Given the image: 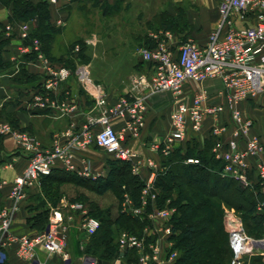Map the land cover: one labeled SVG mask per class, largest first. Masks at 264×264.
Returning a JSON list of instances; mask_svg holds the SVG:
<instances>
[{
    "label": "built area",
    "instance_id": "1",
    "mask_svg": "<svg viewBox=\"0 0 264 264\" xmlns=\"http://www.w3.org/2000/svg\"><path fill=\"white\" fill-rule=\"evenodd\" d=\"M48 2L56 3L58 0ZM6 29L16 30L21 53H33L41 64V88L32 92L33 105L56 109L63 114L73 112L76 109L75 103L70 102L69 98L58 99L55 95L71 75V70L67 66L55 64L43 55L37 38H29V23H19L15 28L7 25ZM150 36L155 45L140 50L141 57L150 64V68L133 78L130 94L120 96L115 103L103 108L96 119L88 120L79 130L65 131L68 138L64 144H55L49 150H43L34 135L14 128L6 120H0V136L11 135L17 149L23 152L27 160L11 184L8 204L0 208V249L13 247L16 254L24 260L32 259L39 247L49 253L59 254L65 260L70 258L67 225H62L61 211L53 212L43 230L19 235L11 231L14 215L26 199L28 189L40 176L48 175L57 166L75 170L71 161L74 150L88 147L92 143L111 153L115 160L128 163L132 173L138 176V170L134 168L137 164L136 154L124 143L123 132L116 130L110 119L129 115L126 129L136 136L144 123L145 100L148 95L169 92L173 98V108L169 115L170 130L163 138L149 143L151 151L169 156L187 138H195L205 120H216L227 110L231 134L228 138L222 137L226 124L212 126L216 141L211 151L223 163L222 175L238 181L243 188H252L248 172L254 169L260 192L264 194V142L252 132V120L245 117L238 107L241 101L256 96L264 89V0H220L216 25L202 45L189 38L174 45V35L169 31L154 32ZM27 40L29 42L26 43ZM76 74L84 87H89L87 68L77 67ZM211 79L222 82L219 95L223 100L219 103H210L209 94L202 86ZM186 88L189 94H186ZM93 89L98 94L101 86H93ZM98 104L101 107L105 105V98L101 95L98 97ZM97 124L99 128L95 131ZM251 159L254 160L253 165ZM184 162L197 164L199 159L187 157ZM146 165L149 172L144 177L138 176L143 181L138 204H134L132 198L125 194L122 208L132 216L147 221V225L142 236L128 232L120 234L119 254L112 264H120L124 252L131 249L139 250L140 264H147L148 261L171 264L177 256V251L171 250L172 241L168 240V236L173 233L170 219L175 208L169 205L159 208L156 205L158 191L155 179L164 170V166L159 169L152 161H147ZM77 173L85 178L99 177L98 174L92 175L88 168ZM257 205L264 209V198ZM71 208L74 213L81 214L78 226L86 235L90 236L98 230L99 218L82 219L86 212L81 211L80 204L74 203ZM232 216L229 210H225L224 221L234 222ZM68 220L76 224L72 215ZM240 225L238 223L236 231L228 230L236 254L237 251L248 252L244 250V244H236V241L247 240ZM152 235L157 237L153 240ZM146 239L152 240L147 244L149 252L144 250ZM162 239L166 240L163 246L159 242ZM96 263L93 256L85 258L84 264ZM237 263H240L238 258Z\"/></svg>",
    "mask_w": 264,
    "mask_h": 264
},
{
    "label": "crops",
    "instance_id": "2",
    "mask_svg": "<svg viewBox=\"0 0 264 264\" xmlns=\"http://www.w3.org/2000/svg\"><path fill=\"white\" fill-rule=\"evenodd\" d=\"M99 1H106L104 3L108 6L113 5L115 1L118 0ZM169 1L171 5L174 4L178 6L182 12L181 14L186 16V18L193 23L194 32L200 33L198 36L192 37L193 40L197 44H204L208 38V34L216 25L220 0ZM73 4H76V0H58V2L51 4L49 6V21L53 23L56 18L62 17L65 24L66 16H68L67 9H70ZM167 11L169 14L175 15L174 9L170 8ZM10 15V6H6L0 2V33L3 34L4 38L9 37V42H6L1 51L2 61L8 64L9 67L0 69V117L9 116L15 121L13 126L31 132L39 141L41 149L49 150L55 144H64L68 138V136L64 134L65 131L70 129L79 130L88 120L96 119L103 108L109 107L115 103L120 96L130 94L131 84H133L132 80L140 73H134L129 76L130 83L127 84L129 87L120 84L111 87L108 85L105 87L101 86V90L98 91L97 94L92 90L94 85L84 87L76 74V68H74L69 78L61 84L55 94L58 99L69 98L70 102L75 103L76 109L73 112L63 114L56 109L38 108L34 106L31 100L33 90H26L24 89V85H17L18 83L14 80L13 76L22 65L28 73L38 77L41 76L42 67L36 57H26L25 54L21 53L18 47L20 41L18 37L13 36L14 30L6 29L7 25L13 26V24L9 22ZM33 27L34 25H31V28ZM61 29L62 27L58 34L61 32ZM182 32H180V35L174 33V45H178L183 41L184 38H181ZM184 32L187 31L184 30ZM65 56V53L59 54L58 56L52 55L54 59ZM137 62L147 64L141 55ZM90 78L92 81L95 80L92 79V77ZM202 86L209 94L210 103H219L223 100L219 95L223 87L219 79L208 80L204 82ZM185 90L186 94H189L188 89L186 88ZM98 95L105 98V105L103 107L98 104ZM172 101L173 98L169 92L148 95L145 100L146 112L144 114V123L136 136L133 135L130 130L126 129V124L130 118L129 115L126 114L110 119L111 125L116 130L123 132L124 143L135 152V161L137 164L134 168H137L136 170H138V176L140 177H144L150 170L146 165L147 161H152L159 169L164 166L163 160H165L166 157L159 152L151 151L149 149V143L152 140L163 138L169 132V115L173 108ZM238 107L245 117L252 120V132L257 134L264 142V89L256 96L241 101ZM225 124L227 128L222 137L228 138L231 134V125L227 110L222 112L216 120L211 118L205 120L200 132H198L195 137L199 145L202 146L203 142H205L204 140L212 136V126H221ZM98 128L99 126L97 124L95 126V131ZM111 160H115L111 153L92 143L88 147L74 150L71 161L75 170H69L62 166H57L55 169H62L78 177H82L78 175L77 171L88 168L91 170L92 175H99L97 179H101L108 175L109 162ZM250 162L252 163L251 165H253L254 160L251 159ZM26 163V156L17 149L16 142L12 136H1L0 208L8 204L11 184L20 174ZM130 171H132L131 167ZM248 176L253 184L257 182L254 169L248 172ZM87 179L97 180L91 178ZM38 192H40V186L37 185H32L28 189L26 199L22 202L20 209L14 215L11 225V231L13 233L19 235L30 233L34 230L28 225L27 219L33 213L30 211V205L34 204L33 198ZM62 205H65L64 199H60L56 206H50L48 222L54 211H61L60 206ZM232 219L234 222L229 220L228 227L231 231H234V228H236L235 226L238 227V220L234 219L233 216ZM62 225H67V236L68 240H70V245L68 246L70 258L68 260L63 259L59 254L49 253L40 247L36 248L32 259L24 260L16 254L13 247H8L0 249V264L3 262H6V264H84L85 258L90 256L83 251V244L85 242L83 239L88 237V235L80 230V228L78 230H80L84 236L78 234V230L72 229L73 222L68 220L66 216L63 217ZM168 240H171V235L168 236ZM127 251H125L120 258V264H128L124 256ZM258 251V253H260L262 250ZM115 257L116 256H114L108 264H112L116 259ZM137 264H140L139 261Z\"/></svg>",
    "mask_w": 264,
    "mask_h": 264
},
{
    "label": "trees",
    "instance_id": "3",
    "mask_svg": "<svg viewBox=\"0 0 264 264\" xmlns=\"http://www.w3.org/2000/svg\"><path fill=\"white\" fill-rule=\"evenodd\" d=\"M0 2L10 6L9 22L11 24H19L35 18L36 25L31 28L29 38H37L44 43L43 51L52 62L67 66L73 71L75 64L73 51H71L72 54L58 59H54L50 54L51 42L60 28L54 27L49 21L48 0H0ZM13 36L18 37L16 31L13 32ZM6 42H9V37L4 38L0 33V69L9 67L1 58V51ZM71 45L72 50L74 44ZM80 46L83 47L84 44ZM25 56L32 58L34 54L27 53ZM13 78L17 85H24L26 90L38 91L41 88V76L37 77L28 73L22 65ZM0 119L7 120L12 125L15 123L9 116L0 117ZM204 141L200 146L196 138H187L181 147L163 160L164 170L159 172L155 179L158 205L169 197L176 207L171 219L173 231L171 250H176L177 256L172 264H238L230 243L229 232L224 226V211L234 209L240 214L239 218L244 221L250 231L254 227L252 220L257 218L261 222L264 220V209L261 212L255 209L256 203L264 198V194H261L258 182L254 183L252 188H243L238 181L222 175L223 163L216 159L211 151L216 138L212 134ZM187 157H196L199 163L187 164L184 162ZM66 182H72L96 192H101L107 187H114L120 201L123 193H127L135 204L139 202V194L143 186L141 178L130 172L129 164L119 160H111L108 175L97 180L78 177L62 169L53 168L48 175L40 176V192L35 194L34 204L30 205V211L33 213L28 217L27 223L34 229L32 232L41 231L46 227L49 208L56 206L61 196L59 193L60 195L56 197V190L60 184ZM173 193L175 197L171 196ZM78 197L79 201L87 203L88 199L84 195ZM88 202V212L96 213V218L100 219V227L85 240L83 251L95 257L96 264H108L114 256L119 254L115 240L116 232L124 229L140 235L145 220L121 211L116 216L110 215L109 210L105 212L106 215H101L97 213L99 206L91 200ZM255 232L249 237L259 239L264 236L262 223ZM124 256L128 264L137 262L133 249L128 250ZM238 261L240 264H264L262 255L253 257L251 263H247L243 258Z\"/></svg>",
    "mask_w": 264,
    "mask_h": 264
},
{
    "label": "rangeland",
    "instance_id": "4",
    "mask_svg": "<svg viewBox=\"0 0 264 264\" xmlns=\"http://www.w3.org/2000/svg\"><path fill=\"white\" fill-rule=\"evenodd\" d=\"M48 4L50 6L54 3L48 2ZM104 4L105 3L99 0H76V4H73L70 9L66 8L68 11V16H66L65 24L62 17L56 18L52 23L54 27H62V29L59 34H55L54 40L50 45V53L52 55L54 54V56H58L59 54L64 53L65 55H70L72 54L71 51H73L75 57L74 68L81 66L86 67L89 71V78L92 77V79H95L94 81H92L90 78V83L88 85L89 87L91 86V84L94 86L104 87L107 85L111 87L117 84L126 86L130 83L129 76L131 74H141L146 72L150 68V64H143L137 61H139L140 50L142 48H151L155 45L153 39L150 36L151 33L169 31L173 33V35L174 33L180 35V32L183 31L181 33V38H184L183 41L188 38L193 40L192 37L198 36L200 34L199 32H194L195 29L193 23L188 18H186V16L181 14L182 12L180 11V8L178 6L174 4L171 5V2L169 0H119L115 1L113 5L105 6ZM170 8L175 10V15L169 14L167 10ZM58 21H61V23H57ZM21 23H29L30 27L31 25L35 26L36 19L31 18L26 21H22ZM13 25L14 27H16L18 24ZM163 26H169L171 28L165 29ZM184 30L187 32H184ZM77 41L80 42L77 43ZM39 44L43 55L48 60H50L43 51L42 44L44 43L39 41ZM71 44H74L72 50ZM80 44H84V46L81 47ZM34 57L36 56L34 55ZM127 87L129 86L127 85ZM8 123L13 126L10 122ZM22 130L28 132L29 134H32L27 130ZM34 185L40 186V177ZM141 190L139 198L141 196ZM56 191V197L57 195L59 196L61 194V196H59L60 199L65 200V205L60 206L62 214L67 218L72 215L75 219L76 224L73 223V227H71L74 230L79 229L78 225L81 220V214L74 213L71 208V205H73L74 203L82 205L81 211L86 212L85 215H83L82 219H84L85 217L96 218V213L92 214L88 212L89 200L93 201L95 205L99 206V209L97 211L98 214L106 215L105 212L107 210H109L110 215L112 216H116L119 211L129 214L122 208V201L124 199V195L127 193H123L122 200L120 201L115 194L116 190L114 187H107L101 192H96L89 190L84 186L77 185L72 182H66L60 184L58 186V190ZM79 195H84L85 198L88 199V201H86L87 203L79 201ZM171 196L175 197L174 193ZM156 205L159 208L169 205L175 208L176 211V207L171 203L169 197H167V199L160 205H158V203L156 202ZM255 209L257 212H261L263 210V208L261 209L258 207L257 203ZM225 210H229L234 218L238 220V223L241 224L240 228H242L243 234H245L247 237V240H245L246 243L244 244L243 248L244 250H248V252L242 253L241 251H237V256L235 253V259L237 260L238 258L242 260L243 258V260L247 263H251L253 257L262 255L264 262V249H262L261 251V249L253 246L251 244V241H256L258 239L249 237L251 233H256L255 231L260 228L261 223L264 228V220L262 222L259 218H257L256 220H252V224L254 225V227H252L249 231V229L245 226L244 221H241V219L239 218V213H237L234 209ZM174 212L171 215V219ZM146 225L147 221H145L143 229ZM224 226L227 231L230 230L227 220L224 221ZM143 229L140 235L124 229L116 232L115 240L118 249V239L122 232H128L131 234L142 236ZM77 233L84 236V234L80 232V230H78ZM156 237V235L151 236L153 240ZM87 238L88 237L84 238L83 240L85 241L87 240ZM150 239L145 240L144 250L146 252H149L147 244H150V242H152V240ZM164 241L166 240L162 239L159 241L162 246L164 245ZM69 245L70 240H68V246ZM133 250L138 262V257L140 254L139 250ZM258 250H260L262 253H258ZM137 262L135 264H137ZM153 263L155 262H147V264Z\"/></svg>",
    "mask_w": 264,
    "mask_h": 264
},
{
    "label": "water",
    "instance_id": "5",
    "mask_svg": "<svg viewBox=\"0 0 264 264\" xmlns=\"http://www.w3.org/2000/svg\"><path fill=\"white\" fill-rule=\"evenodd\" d=\"M251 244L255 247H257L258 249H264V238L260 239V240H252ZM236 250H238V248H235Z\"/></svg>",
    "mask_w": 264,
    "mask_h": 264
},
{
    "label": "bare ground",
    "instance_id": "6",
    "mask_svg": "<svg viewBox=\"0 0 264 264\" xmlns=\"http://www.w3.org/2000/svg\"><path fill=\"white\" fill-rule=\"evenodd\" d=\"M233 218H234V217H233ZM237 223H238V222H237ZM235 227H236V228H234V231H236V230H237V226H235ZM237 236H238V237H240V235H239V234H237ZM237 243H242V244H245V243H246V241H245V240H242V241H240V240H239V241H236V244H237ZM237 245H238V244H237Z\"/></svg>",
    "mask_w": 264,
    "mask_h": 264
}]
</instances>
